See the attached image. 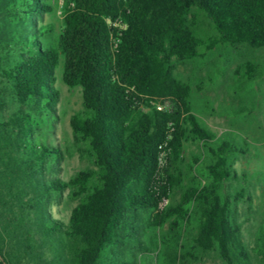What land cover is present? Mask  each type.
Listing matches in <instances>:
<instances>
[{"label": "trees", "instance_id": "trees-1", "mask_svg": "<svg viewBox=\"0 0 264 264\" xmlns=\"http://www.w3.org/2000/svg\"><path fill=\"white\" fill-rule=\"evenodd\" d=\"M61 2L62 26L52 46L50 27L37 25L51 12L44 0L1 1L2 10L13 11L10 21L20 29H13L0 60V81L18 105L8 123H0L5 132L0 138L10 154L24 150L19 164L26 179L15 204L37 210L35 233L49 245L55 263L125 264L116 250L139 243L144 230L162 227L171 217L172 226L175 219L188 218L185 206L192 203L199 215L193 244L203 251L216 250L224 264H253L234 217L239 199L251 202L250 194L243 195L242 188L223 192L224 182L238 178L233 167L237 149L228 141L216 143L214 134L192 114L190 87L175 77L172 61L204 55L199 50L204 42L188 23L191 8L202 12L218 34L204 49L217 43L264 47V0ZM60 56L63 83L80 88L85 113L72 116L70 128L87 143L95 168L68 181L58 177L59 149L36 145L26 126L30 115L23 110L55 115L59 91L54 70ZM243 68L245 74L253 72L251 63ZM145 97L155 102L147 112L137 105ZM155 104L163 105L162 110ZM189 137L202 142L212 156L206 167L211 182L187 187L177 206L159 210V203L180 182L170 170ZM162 143L170 154L160 168ZM51 157L54 165L49 169ZM69 188L77 203L62 224L49 216L47 205ZM65 240L75 244L70 255ZM257 255L264 262V240ZM4 263L11 264L3 257Z\"/></svg>", "mask_w": 264, "mask_h": 264}, {"label": "rangeland", "instance_id": "rangeland-1", "mask_svg": "<svg viewBox=\"0 0 264 264\" xmlns=\"http://www.w3.org/2000/svg\"><path fill=\"white\" fill-rule=\"evenodd\" d=\"M1 1L0 60L7 51L5 48L13 29H20L18 24L10 21L13 11L2 10ZM44 2L51 7V12L38 20L37 25L50 27L48 35L53 39L50 44L56 46L55 38L62 26V2ZM191 15H195V19ZM187 19L188 23L194 24L195 36L204 42L199 48L204 50V55L183 61L173 60V73L190 87L191 112L214 134V141H228L237 149L233 167L238 178L237 181L224 182L223 192L233 194L242 188L243 195L250 194L251 202L239 199L234 217L240 224L253 264H264L257 255L264 240V47L217 43L206 50L204 47L210 40L218 37L213 25L196 8L190 9ZM246 63L253 65V72L244 73ZM54 77V86L59 91L55 115L38 116L30 111V107L23 110L30 115L26 126L32 131L36 145L48 144L59 149L62 161L58 177L68 181L80 171L95 168L87 143L74 137L70 128V118L74 115L83 117L85 113L80 88H69L63 83L61 56ZM146 99L139 106L140 111H149L155 103ZM17 109L7 86L0 81V123H8ZM3 133L0 129V136ZM5 145L0 138V262L5 257L11 264H56L49 245L35 233L37 210L15 204L26 179L19 164L24 150L10 154ZM52 157L47 159L49 169L54 165ZM212 160L202 142L187 138L179 160L170 170L179 176L180 182L171 187L163 209L177 206L187 187L211 182L206 167ZM166 163L165 160L163 167ZM69 191L70 188L58 199L51 198L47 205L49 216L62 224L67 223L69 213L77 203V199L69 196ZM185 207L189 211L188 218L175 219L176 225L172 226L174 218L171 217L162 227L144 230L139 243L134 241L122 250H116L118 259L125 264H224L216 250L203 251L193 244L199 215L192 203ZM64 243L70 255L75 244L68 240Z\"/></svg>", "mask_w": 264, "mask_h": 264}, {"label": "built area", "instance_id": "built-area-1", "mask_svg": "<svg viewBox=\"0 0 264 264\" xmlns=\"http://www.w3.org/2000/svg\"><path fill=\"white\" fill-rule=\"evenodd\" d=\"M137 105L140 106L141 102L138 101ZM155 107H156L157 110H162L163 105L155 104ZM165 146H166V143H162V144L159 145V149L161 151L160 152V156H159V166H160V168L163 167V164L165 163L166 156L168 154L167 151L165 150ZM165 204H166V199H163L162 202L159 203L158 209L162 210L164 208Z\"/></svg>", "mask_w": 264, "mask_h": 264}]
</instances>
